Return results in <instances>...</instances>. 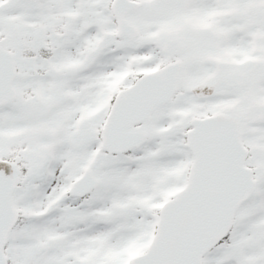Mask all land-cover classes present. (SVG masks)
<instances>
[{"label": "snow or ice", "instance_id": "obj_1", "mask_svg": "<svg viewBox=\"0 0 264 264\" xmlns=\"http://www.w3.org/2000/svg\"><path fill=\"white\" fill-rule=\"evenodd\" d=\"M0 264H264V0H0Z\"/></svg>", "mask_w": 264, "mask_h": 264}]
</instances>
